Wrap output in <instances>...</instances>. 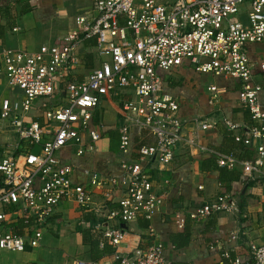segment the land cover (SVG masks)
Wrapping results in <instances>:
<instances>
[{"label":"built area","instance_id":"obj_1","mask_svg":"<svg viewBox=\"0 0 264 264\" xmlns=\"http://www.w3.org/2000/svg\"><path fill=\"white\" fill-rule=\"evenodd\" d=\"M96 17L77 19L79 31L65 45L43 46L35 54L7 51L6 71L9 86L23 92V100H4L0 118L14 127L24 154L8 150L0 162V264L3 253H24L42 245L45 228L57 209L73 201L82 210L99 216L94 230L102 233L114 254L104 264H169L164 244L151 226L148 249L127 245L128 225L143 217L152 221L160 212L165 196L154 179L156 165H170L180 147L199 150L216 158L221 168L241 169L249 181L264 176V107L262 86L254 82V64L249 46L264 41V0H94ZM246 20L244 21V18ZM95 41L100 66L83 82L66 85L67 104L46 113L54 129L39 123L27 124L25 114L39 98L55 95L64 74L81 63L85 41ZM190 66L196 72L240 82V102L249 112L253 125L236 142L255 151V157L240 159L199 144L200 132L217 127L216 116L180 117L179 100L165 89L161 73ZM264 74V61L259 65ZM209 104L220 102L223 90L208 88ZM131 94L125 101L126 117L120 127V151L133 154L132 129L149 133L152 145L137 150L138 160H123L120 177L87 173V185H75L73 165L64 164L58 152L69 145L78 147V156L101 150L100 130L92 128L94 112L102 100ZM223 125L237 133L241 127L224 119ZM84 133L89 143L84 144ZM95 191H103L105 202L94 206ZM121 194L120 199H118ZM241 212L239 202L223 194L189 214L192 221L215 215ZM29 225L24 235L15 233L17 220ZM185 219L178 215L179 229ZM237 239V236L234 237ZM256 264H264V246L248 243ZM221 264H242L225 251ZM64 264H102L75 260Z\"/></svg>","mask_w":264,"mask_h":264},{"label":"crops","instance_id":"obj_2","mask_svg":"<svg viewBox=\"0 0 264 264\" xmlns=\"http://www.w3.org/2000/svg\"><path fill=\"white\" fill-rule=\"evenodd\" d=\"M26 9L28 11L24 12ZM96 15L94 0H0V109L4 100L13 103L23 100V92L9 86L5 57L7 51L35 54L43 46L65 45L67 39L79 31V17L86 16L91 20ZM263 49L258 45L254 48L250 46L248 50L254 64V82L262 86L260 102L264 107V74L259 67L264 61ZM80 53L81 63L64 74L55 95L51 98H39L33 103L32 110L24 116L27 124L37 122L42 127H56V124L47 122L46 113L66 105V85L83 82L101 63L95 41H85ZM161 76L166 91L180 102L181 118L216 116L219 122L217 127L200 132V146L224 154L234 152L240 159L255 157L253 149H245L244 145L242 149L235 141L236 135H242L253 125L249 112L240 102L241 85L238 80L203 75L190 66L161 73ZM211 85L223 90L216 106L209 104L208 88ZM134 98L131 94L107 97L96 108L92 128L101 132L100 152L87 151L83 156H78L76 145H69L58 152L57 156L64 164L75 167L72 176L75 185H87L89 172H98L106 177H120L123 173L121 162L137 161L138 145L154 143V138L149 133H141L133 128V154L124 156L120 151V127L126 117L124 103ZM224 119L239 125V132L228 130L222 123ZM83 140L88 145L87 133H84ZM20 142L12 124L0 118V162L8 150L17 157L24 154L25 143L18 150L13 148ZM217 168L225 169L218 166L214 156L184 147L177 150L175 160L170 165L155 166L153 176L165 200L150 226L155 229L158 240L164 244V255L169 264H221L225 251L231 254L233 260L239 258L242 264H256L250 255L248 243L252 241L264 246V176L258 177L256 181H249L241 169H227L241 175L240 181L228 184V181L221 180ZM105 194L103 191H95L94 206L98 208L103 205ZM223 194H230L237 199L241 210L239 214L223 213L200 221L190 219L191 212ZM120 196L121 194L118 199ZM178 215L183 216L186 221L183 229L177 226ZM101 219L82 210L73 201H68L57 209L56 215L45 228L41 247L29 248L24 253H3L2 262L64 264L84 260L107 263L113 255L104 250L107 241L104 237V242L101 241L97 248V254L92 253L93 235L99 234L94 226ZM141 219L128 225L130 236L127 245L131 249L136 246L148 249L153 243ZM20 221L25 223L24 219H19L16 225L20 226ZM25 225L26 229L29 225ZM236 236L237 239H234Z\"/></svg>","mask_w":264,"mask_h":264},{"label":"trees","instance_id":"obj_3","mask_svg":"<svg viewBox=\"0 0 264 264\" xmlns=\"http://www.w3.org/2000/svg\"><path fill=\"white\" fill-rule=\"evenodd\" d=\"M27 12L28 10L26 9V10H24V12ZM148 137H150V136H148ZM236 141V140H235ZM139 143V142H138ZM237 144H240L241 146H242V149H244V146H243V144L242 143H238V142H236ZM142 144H145V143H141V145H138V146H140V147H142V146H144V145H142ZM140 147H138V148H140ZM231 154H234V155H236L234 152L233 153H231ZM237 156V155H236ZM243 158V157H242ZM245 159V158H244ZM217 170L220 172V176H221V180L222 181H228V184L230 183V184H234L235 182H238V181H240V179H241V175H239L238 173H236V172H232V171H228L227 169L225 170V169H218L217 168ZM142 218V219H141ZM140 219L141 220H143V222H144V225H145V227H146V229H149V227H150V221H148V220H146L145 218H143V217H141ZM20 226H18V225H15L14 226V230H15V233L16 234H18V235H23L24 234V229H25V227H26V225H25V223H24V221H20L19 223H18ZM94 237H93V244H92V253L95 255V254H97L96 252H97V248H99L100 247V244H101V241H103L104 239H103V235L99 232V234H97V235H93ZM105 241H106V239H105ZM104 242V241H103ZM107 242V243H106ZM105 242V245H104V250L109 254V255H113L114 254V250H113V248L111 247V246H109L108 244V241H106Z\"/></svg>","mask_w":264,"mask_h":264},{"label":"rangeland","instance_id":"obj_4","mask_svg":"<svg viewBox=\"0 0 264 264\" xmlns=\"http://www.w3.org/2000/svg\"><path fill=\"white\" fill-rule=\"evenodd\" d=\"M246 20V17L244 18V21ZM260 46L261 48H264V41L262 42V43H259V44H252V45H250L251 46V48H254V47H256V46ZM250 46H249V48H250ZM264 50V49H263ZM203 75H206V74H203Z\"/></svg>","mask_w":264,"mask_h":264}]
</instances>
